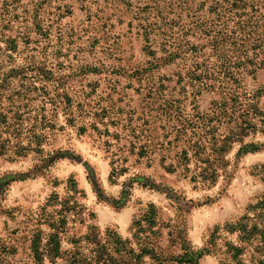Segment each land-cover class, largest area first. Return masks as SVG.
Returning a JSON list of instances; mask_svg holds the SVG:
<instances>
[{"label": "rangeland", "instance_id": "rangeland-1", "mask_svg": "<svg viewBox=\"0 0 264 264\" xmlns=\"http://www.w3.org/2000/svg\"><path fill=\"white\" fill-rule=\"evenodd\" d=\"M221 86L264 103V0H0V264H85L105 231L264 264V130L197 119ZM194 133L225 146L211 179Z\"/></svg>", "mask_w": 264, "mask_h": 264}, {"label": "trees", "instance_id": "trees-1", "mask_svg": "<svg viewBox=\"0 0 264 264\" xmlns=\"http://www.w3.org/2000/svg\"><path fill=\"white\" fill-rule=\"evenodd\" d=\"M253 23H256V21L248 20L244 23L240 22L239 25L236 26L237 30L243 32L242 38L244 40L246 36H250L252 33L246 28H254L255 26ZM253 46L254 44L252 47ZM255 47L257 46H254L253 49H255ZM250 49L252 48L250 47ZM224 74L229 75V73L227 74L225 71ZM213 86L214 84L211 83L210 87ZM219 88L221 89V92H223L222 97L220 100L212 102L211 118L208 119L209 116H206V118L197 116V119L202 121L203 125H207L210 120H216L219 124H226L228 132L222 139V142L224 143L233 140H241L244 136L257 129H259V131L264 130V103L260 101L263 92L261 89L254 92L239 93L237 90H234L229 86H221ZM204 128L206 127L204 126ZM193 136L194 139L188 141L190 146L188 149L191 151V154L184 151L182 153L183 160H189L193 157L196 163L200 164L197 165V169L200 171L194 176L199 178H205L204 176H207V179H211L216 173L210 168L212 161L209 160V155L206 154V151L207 149H210L214 153L216 151L221 152L224 150L225 146L218 144V141L215 138L217 136L216 134H213L208 142L211 143L212 140L211 147H208V144L206 145L207 141L203 135L194 133ZM248 149L254 151L256 150V147L252 143L244 144L242 150L247 152L249 151ZM201 164H208V166L202 167ZM194 176L191 177L192 180H194ZM153 212L154 211L151 209L143 218L145 226H141V224L138 223L139 230L136 232L138 235L140 232H148L153 235ZM90 235L96 247V253L95 256L86 260L85 264H130L136 263L144 257H147L152 262L154 261L155 264H168L169 261L172 264H199V259L203 254V251H192L189 247L181 245V254L170 255V257H168L160 248L154 247L153 242L148 236H139L138 239L142 238L145 241L142 248L135 251L134 249L127 247L129 240H122L118 235L110 231H105L103 237H100L99 234ZM178 235H180V233L176 231V238Z\"/></svg>", "mask_w": 264, "mask_h": 264}]
</instances>
